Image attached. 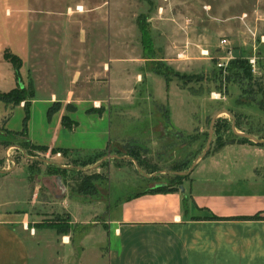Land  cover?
<instances>
[{
  "label": "rangeland",
  "instance_id": "obj_1",
  "mask_svg": "<svg viewBox=\"0 0 264 264\" xmlns=\"http://www.w3.org/2000/svg\"><path fill=\"white\" fill-rule=\"evenodd\" d=\"M78 6L82 12L77 10ZM140 17H145L150 35L151 58L145 57ZM16 21L28 35L27 46L20 51L22 82L36 96L28 123L31 138L35 140V130L41 126L47 105L43 102L56 94V102L61 104L72 90L73 98L93 103L94 108L87 112L94 116L88 118L83 109L78 112L82 121L98 120L97 114L108 111L105 121H111L112 136L121 139L123 145L113 147L107 155L128 156L127 147L141 150L149 163L141 171L151 175L141 173L133 160L119 159L125 161L119 166L116 159H107L105 165L96 167L101 158L95 164L81 165L94 158L86 156L93 151L65 155L62 151L39 150L29 136L17 134L23 127L24 102L19 105L23 107L11 110L0 101V170L8 171L0 172V202L9 210L28 211L29 233L36 229L78 237L90 232L95 228L90 223L70 224L67 210L57 201L69 196L76 217L89 216L101 222L107 202L134 195L150 185L169 186L177 176L174 172H179L174 169L177 164L186 174L178 175L181 179L175 184L189 188L197 167L226 147L243 144L231 136L232 123L235 121L236 125L237 120L232 112L239 118V132L264 135V112L251 104L252 100L242 90V86L252 89L254 93L250 94L259 98L254 82L248 85L246 81L213 78L219 68L224 76L233 59L253 56L261 59L257 70H252L253 80L263 75L264 0H0V24ZM6 33H11L13 40L18 35L10 30ZM223 39L228 40L224 48ZM202 50H208L209 55H203ZM229 51L232 59H222ZM6 52L13 53L7 49L2 57L7 62L0 59V92L19 87L12 63L5 59ZM221 63L225 66L221 67ZM159 68L168 70L170 81L158 73ZM176 74L205 78L201 81L193 78L184 84ZM95 102L100 106H95ZM224 109L232 110L234 119L227 113L218 116L211 146L200 159L208 143L213 116ZM73 111L69 109L70 113ZM7 116L10 118L5 120ZM7 122L9 128L20 131L7 129ZM158 122L170 124L166 136L161 125L158 129L151 128V132L146 129ZM216 123H227L229 129L224 132L226 145L219 150L215 148ZM247 147L264 153V146L247 143ZM8 158L13 160L7 161ZM42 158L55 163L48 164ZM195 161L194 171L188 173ZM58 164L66 165L68 171L52 172L49 165ZM111 164L125 168L110 169ZM79 171L108 174V183L100 186L99 196H85L92 204L81 206V198L85 197L77 198L70 188L71 177ZM58 176L67 186L65 193L57 184ZM102 227L105 229L104 224ZM31 237L27 241L35 246V236Z\"/></svg>",
  "mask_w": 264,
  "mask_h": 264
},
{
  "label": "crops",
  "instance_id": "obj_2",
  "mask_svg": "<svg viewBox=\"0 0 264 264\" xmlns=\"http://www.w3.org/2000/svg\"><path fill=\"white\" fill-rule=\"evenodd\" d=\"M7 23L0 24L3 62H7L2 59L5 50L21 57L20 51L28 42L20 22ZM6 30L18 34L17 38H10L11 33ZM71 91L51 119L48 109L57 101L56 94L43 102L46 110L40 128L35 130V140L28 124L30 140L48 150L111 151L123 145L121 139L113 138L111 121H105L108 111L97 114L98 120L82 121L77 116L80 109L88 118L94 116L87 112L94 107L87 99L73 98ZM69 109L74 111L70 113ZM64 116L76 122L72 128L63 125ZM160 125L165 127L166 136L170 124L158 122L146 129L151 132V128L158 129ZM8 126L7 122L5 127L13 130ZM4 153L6 156L7 151ZM192 173L191 184L184 192L131 195L107 202L101 222L89 216L76 217L69 196L57 201L67 210L70 224L95 226L78 237L36 229L29 233L28 211L9 210L0 202V264H264V153L249 150L247 143L226 147ZM154 187L150 185L139 192ZM184 200L188 201L186 207ZM90 203L87 197L81 198V206ZM255 215L262 217L248 218ZM29 236H35V246L27 241Z\"/></svg>",
  "mask_w": 264,
  "mask_h": 264
},
{
  "label": "trees",
  "instance_id": "obj_3",
  "mask_svg": "<svg viewBox=\"0 0 264 264\" xmlns=\"http://www.w3.org/2000/svg\"><path fill=\"white\" fill-rule=\"evenodd\" d=\"M139 25H140V29L143 35L142 41L145 47V57L151 58L152 56H150V46H149V44L151 43V39H150L148 29L146 28L145 17L139 18ZM6 53L7 54H5V59L12 63V66L15 72V79L19 87L14 88L7 92H0V101L4 103L6 107H10L11 110L14 109V107L16 106H19L22 102H24L25 115L23 118V124H22L23 127L20 132H17V134L28 136V123L30 120V108H31L32 100L36 97L35 91L33 89L27 90L24 87V84L22 82V74H21V68L23 66L22 58L10 52L9 54L8 52ZM260 60L261 59L257 60L258 66L260 65ZM222 72L223 70L219 68V72L218 73L215 72L213 74V78L217 79L219 77V80L220 78H222V80L236 81L238 83L246 81V83L248 82V85H250L249 84L250 81H253L254 82L253 87L256 86L258 88L257 91L255 92L260 96L259 98L252 95V93H254L252 89H247L244 86H242V90L244 91V93H246V96L250 97V99L252 100L251 104H256L258 108L264 112V72H263V75L256 77V80L254 81L253 79L255 76L252 71V66L248 59H243V58L233 59L232 61H230V63L226 67V74L224 76ZM158 73L164 76L167 81H170L169 79L170 75L167 69L162 70L161 68H159ZM176 76L179 78V80L181 81L183 80L182 83L184 84H188L189 82L193 81V78H195L197 81H201L205 78L203 75H199L196 77H190L188 75L176 74ZM251 91L252 93L250 94ZM60 108H61V104L59 102H55L54 105L48 109V118L51 119L53 114L58 112ZM230 111L232 112V110ZM232 113L235 115L237 119L236 127L241 129V124L239 122L238 116L236 115V113L234 112ZM8 118L10 117L7 116L5 120H7ZM62 121H63V125L66 127L72 128L75 125V122H73L72 120H69L67 116H64ZM227 127H228L227 123H225L224 125H220L219 123H216L215 125V135H216L215 148L216 150H219L226 145L224 132L226 130H229ZM248 132L251 134L252 133L256 134L253 131H248ZM231 136L235 138V140H238L239 143H243V144L250 143V144L264 146V144L254 143L248 138L241 137L237 134H234L233 132L231 133ZM259 138H264V135L259 136ZM35 148L42 150V151L48 150V147L40 146V145H35ZM51 151L53 153H56L57 151H62V153H64L65 155H69L72 152L73 153L81 152V150H70V149H61V148L51 149ZM145 151L143 150V152ZM109 152L110 151L107 149L95 150L93 151V154L86 155L89 157L94 156V158L89 159L90 161H88L87 163H82L81 165L87 166V165L95 164L101 158L106 156ZM117 153L121 154V152H117ZM126 155L134 158L140 167H143L145 169L149 167V163L147 160L143 158V154L141 153V150L130 149L129 147H127ZM116 160L118 161L116 162V164L119 166H121L125 162L124 160H119V159H116ZM105 164L106 162L102 163V165H105ZM49 168L52 170V172L59 173V174L68 171L67 169L59 167L58 165H49ZM174 169L175 171H181L183 168L179 167V164H177ZM154 171L156 170L154 169L150 172L152 173ZM179 179H181V177H178V175L174 176L169 186L164 185V184H158L152 189L138 192L132 195L131 197H136V196H140V195L147 194V193H168V192L179 191L180 188L177 187V185L175 184L176 180H179ZM108 180H109L108 174L106 173H101V172L84 173L82 171H79L77 175H74L73 177H71L70 188L73 192H76L77 194H80L83 196H89V197H93L96 195L99 196L100 186L107 185ZM187 202H188L187 200H184L183 206L186 207ZM261 217H262L261 215H255V216H251L248 218L252 219V218H261ZM213 218L221 219V217H216V216H214Z\"/></svg>",
  "mask_w": 264,
  "mask_h": 264
},
{
  "label": "water",
  "instance_id": "obj_4",
  "mask_svg": "<svg viewBox=\"0 0 264 264\" xmlns=\"http://www.w3.org/2000/svg\"><path fill=\"white\" fill-rule=\"evenodd\" d=\"M221 113H227V114H229V115L231 116L232 119H234V116L232 115V113H231L229 110H227V109L221 110V111H219L216 115L213 116V119H212V122H211V125H210V131H209V139H208V143H207L206 149H205V151L203 152V154L201 155L200 159H203V158H204V156L207 154V152H208V150H209V148H210V146H211V142H212V138H213V134H214V124H215V122H216V119L218 118V116H219ZM232 130H233V132H234L235 134L240 135V136L245 137V138H248L249 140H251V141H253V142H255V143H261V144H264V138H259V137L255 136V135L251 134V133L239 132V131L237 130L236 125H235V121H233V123H232ZM37 159H40V158H37ZM107 159H126V160H133V161L136 163V167H137V169H138L141 173H143V172L141 171V167L139 166V164L137 163V161H136L134 158H132L131 156H122V155H118V154L104 156V157L102 158L101 162H100L99 164L96 165V167H98L101 163H103V162H104L105 160H107ZM41 160L44 161V162H46V163H48V164H53V163H55V162L49 161L48 159H43V158H42ZM196 163H197V161H195V163L193 164L192 168L188 171V173L193 171V169H194ZM58 165H59L60 167H62V168H65V167H66V166H64V165H60V164H58ZM0 172L5 173V172H7V171H2V170H0ZM143 174L146 175V176H148V177L151 176V175H148V174H145V173H143ZM174 174H176V175H184V174H186V173L183 172V171H179V172H174ZM57 183H58V185L60 186V188L65 192V191H66V186H65V184H63L62 179H61L60 176L57 177ZM180 189H181L182 192L185 191L183 185L180 186Z\"/></svg>",
  "mask_w": 264,
  "mask_h": 264
},
{
  "label": "built area",
  "instance_id": "obj_5",
  "mask_svg": "<svg viewBox=\"0 0 264 264\" xmlns=\"http://www.w3.org/2000/svg\"><path fill=\"white\" fill-rule=\"evenodd\" d=\"M83 10V9H82ZM261 41L262 42H264V36H262V38H261ZM227 44H228V40L227 39H223L222 40V47L224 48V47H226L227 46ZM202 54L203 55H205V56H208L209 55V51L208 50H202ZM222 59H232V57H231V52L229 51L228 52V55L227 56H225V57H223ZM248 60H249V62H250V64H251V66H252V70L253 71H256L257 70V68H258V65H257V57L256 56H253V57H251V58H248ZM221 67L222 66H225V64L224 63H221V64H219ZM94 105L95 106H100V104L98 103V102H95L94 103ZM11 160H13L12 158H10ZM10 159L8 158V160L7 161H10Z\"/></svg>",
  "mask_w": 264,
  "mask_h": 264
},
{
  "label": "bare ground",
  "instance_id": "obj_6",
  "mask_svg": "<svg viewBox=\"0 0 264 264\" xmlns=\"http://www.w3.org/2000/svg\"><path fill=\"white\" fill-rule=\"evenodd\" d=\"M77 10L80 11V12L83 11L81 6H78V7H77Z\"/></svg>",
  "mask_w": 264,
  "mask_h": 264
}]
</instances>
